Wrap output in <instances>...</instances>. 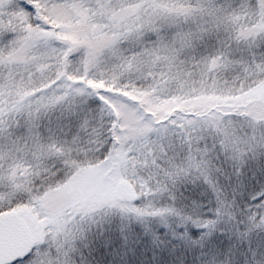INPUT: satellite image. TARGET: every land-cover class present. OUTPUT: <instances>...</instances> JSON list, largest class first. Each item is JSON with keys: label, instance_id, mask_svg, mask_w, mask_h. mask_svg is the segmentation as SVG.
<instances>
[{"label": "snow or ice", "instance_id": "6c2138e0", "mask_svg": "<svg viewBox=\"0 0 264 264\" xmlns=\"http://www.w3.org/2000/svg\"><path fill=\"white\" fill-rule=\"evenodd\" d=\"M0 264H264V0H0Z\"/></svg>", "mask_w": 264, "mask_h": 264}]
</instances>
